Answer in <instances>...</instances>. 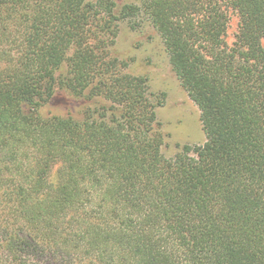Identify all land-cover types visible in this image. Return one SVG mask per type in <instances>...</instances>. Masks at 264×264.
I'll return each mask as SVG.
<instances>
[{
  "label": "trees",
  "instance_id": "obj_1",
  "mask_svg": "<svg viewBox=\"0 0 264 264\" xmlns=\"http://www.w3.org/2000/svg\"><path fill=\"white\" fill-rule=\"evenodd\" d=\"M144 21L204 135L171 158L112 55ZM0 264H264V0H0Z\"/></svg>",
  "mask_w": 264,
  "mask_h": 264
},
{
  "label": "rangeland",
  "instance_id": "obj_2",
  "mask_svg": "<svg viewBox=\"0 0 264 264\" xmlns=\"http://www.w3.org/2000/svg\"><path fill=\"white\" fill-rule=\"evenodd\" d=\"M121 2L131 3L133 0ZM227 16L229 22L224 41L229 46L235 41L238 18L229 10ZM112 55L128 64L127 73L145 77L152 95L165 94L164 104L156 110V116L164 135L161 152L166 158L173 157L179 151L178 146L204 143L199 112L181 88L170 68L159 36L148 23L141 22L137 29H131L127 22L120 23ZM64 105L71 109V105L59 98L44 113L64 116L67 114Z\"/></svg>",
  "mask_w": 264,
  "mask_h": 264
}]
</instances>
